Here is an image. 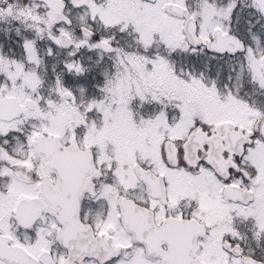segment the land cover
Here are the masks:
<instances>
[{
	"label": "snow or ice",
	"instance_id": "obj_1",
	"mask_svg": "<svg viewBox=\"0 0 264 264\" xmlns=\"http://www.w3.org/2000/svg\"><path fill=\"white\" fill-rule=\"evenodd\" d=\"M0 264H264V0H0Z\"/></svg>",
	"mask_w": 264,
	"mask_h": 264
}]
</instances>
